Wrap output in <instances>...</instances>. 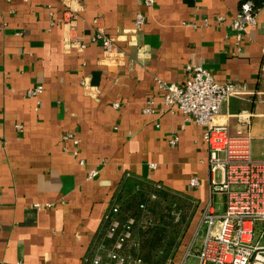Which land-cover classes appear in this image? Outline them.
Segmentation results:
<instances>
[{
    "label": "crops",
    "instance_id": "0c3cea01",
    "mask_svg": "<svg viewBox=\"0 0 264 264\" xmlns=\"http://www.w3.org/2000/svg\"><path fill=\"white\" fill-rule=\"evenodd\" d=\"M241 1L0 0V264H91L114 204L121 221L136 218L126 251L153 264L154 209L170 198L185 211L183 230L160 252L180 263L203 206L215 209L210 178L220 171H209L203 125L166 107L155 77L183 83L186 65L200 62L232 82L214 122L264 159V0H251L256 22L238 38L229 21Z\"/></svg>",
    "mask_w": 264,
    "mask_h": 264
},
{
    "label": "built area",
    "instance_id": "2783aa9c",
    "mask_svg": "<svg viewBox=\"0 0 264 264\" xmlns=\"http://www.w3.org/2000/svg\"><path fill=\"white\" fill-rule=\"evenodd\" d=\"M145 2L151 4L153 0ZM75 17L73 9L64 8L63 21L66 25L73 26ZM142 22L143 15L138 12L135 24L139 26ZM255 22L256 11L252 1L243 0L229 24L239 38L244 26ZM96 37L101 41L106 53L115 50L113 39L104 32L98 31ZM186 69L189 76L183 83L155 77L156 84L161 90L166 107L178 108L187 119L203 125V139L209 151L207 159L209 171L217 169L220 171L219 179L211 176L209 192L223 195L224 209L221 212L216 211L212 202L207 201L201 210L199 224V227L205 224L201 246L197 252L191 251L197 237L196 232L179 264H264V243L260 242L264 234V159L259 161L250 159L244 139L233 136L226 125L214 122V116L222 101L234 91L233 83L216 80L200 62L187 64ZM41 90L42 85L37 84L29 87L26 92L35 95ZM144 110L148 111L150 107L146 106ZM178 137L177 133L173 134L169 142L175 143ZM78 162L82 164L83 158H79ZM96 172L95 168H91L88 176H93ZM198 182L196 175L189 178L190 185H197ZM35 204L40 206L38 202ZM118 210V205L114 204L106 212L104 234L89 259L91 264L140 262V258L133 257L126 251L136 218L128 215L125 221H121ZM256 231L258 238L254 241ZM188 255L198 257V262H186ZM8 264L22 262L17 260Z\"/></svg>",
    "mask_w": 264,
    "mask_h": 264
},
{
    "label": "rangeland",
    "instance_id": "374dc122",
    "mask_svg": "<svg viewBox=\"0 0 264 264\" xmlns=\"http://www.w3.org/2000/svg\"><path fill=\"white\" fill-rule=\"evenodd\" d=\"M216 174L219 175V170H217ZM213 199H214L213 204L215 206L216 211H219V212L223 211L224 209V204H222L223 203L222 201L224 200L223 195L214 193ZM167 200L166 201L163 200V202H161L160 204L161 206L159 208L154 209V211L157 210V212L153 214L154 220H157V221L154 224V226L150 227L151 229L150 232H153L152 234L157 235L156 242L148 245L149 251H150L148 252V257H150V262H152L153 264H170L171 260H167L166 258L164 259L163 255L165 252L161 253L160 250L161 251L162 249L163 251L165 249H168V251L172 250L170 248H174L176 246V241H178V238L180 237V234L183 230V225L179 223L184 221L183 218H185L184 216L185 211H181V209L177 208L178 205L177 203H174L175 200H171V198ZM171 220L175 223L176 222L178 223L179 221L180 222L178 224H173V223L169 224L168 222H170ZM162 222H167L170 225V227H167V228L161 227V226L159 227L157 225L158 223H162ZM166 229L167 231L165 232ZM204 230H205V224H202L200 228L198 229L197 237L191 248L192 252H197V250L200 248L201 243H202V238L204 235ZM257 238H258V231H256L255 233L254 241ZM260 242L264 243V234L261 237ZM186 246L183 251L182 257L187 248ZM179 247L180 245L178 244L177 248L179 249ZM156 252H160V256H158L159 255L158 253H157L158 255H156ZM154 254H155V257H154L155 259L152 260V257L154 256ZM185 261L189 263H197L198 257L193 256V255H188Z\"/></svg>",
    "mask_w": 264,
    "mask_h": 264
}]
</instances>
